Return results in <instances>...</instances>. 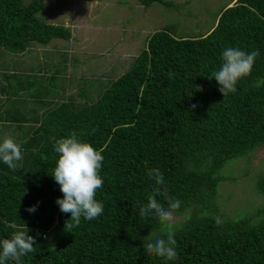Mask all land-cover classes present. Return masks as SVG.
Masks as SVG:
<instances>
[{
  "label": "trees",
  "instance_id": "1",
  "mask_svg": "<svg viewBox=\"0 0 264 264\" xmlns=\"http://www.w3.org/2000/svg\"><path fill=\"white\" fill-rule=\"evenodd\" d=\"M139 1L145 7L168 4ZM43 6V0H0V49L24 52L33 42L70 39L68 27L38 16ZM227 48L259 55L250 74L238 80L237 91L224 97L215 78L208 77L219 70ZM25 83L18 79L16 89L37 86L31 78ZM35 93L30 102L44 107V95ZM98 96L91 103L64 100L45 109L40 121L30 117L33 108L0 112V121L15 123L23 139L12 138L23 157L15 171L0 159V240L11 237L12 224L35 238L36 251L22 256L20 264H264V207L230 219L215 201L218 184L226 179L220 174L224 164L264 147V0L227 4L199 37L177 38L169 28L155 32ZM30 121L39 123L26 125ZM72 132L104 157L99 172L104 183L95 196L103 214L93 220L82 216L78 226L70 213L60 211L56 201L63 193L52 175L59 158L52 138ZM152 169L163 174L168 196L181 201L173 213L189 211L173 226L175 260L150 256L144 248L167 239L158 218L139 215L155 187L148 176ZM258 174L256 186L264 196V169ZM155 198L167 208L163 196ZM32 206L36 210L29 213ZM49 231L58 234L52 245L46 243Z\"/></svg>",
  "mask_w": 264,
  "mask_h": 264
},
{
  "label": "rangeland",
  "instance_id": "2",
  "mask_svg": "<svg viewBox=\"0 0 264 264\" xmlns=\"http://www.w3.org/2000/svg\"><path fill=\"white\" fill-rule=\"evenodd\" d=\"M43 1L38 16L47 23L68 27L71 38H55L47 44L33 42L24 52L0 49L2 114L6 108L17 105L38 108L37 112L42 109L43 113L48 107L54 108L72 98L74 102L91 103L112 80L130 67L155 32L169 28L177 38L204 35L232 0H164L167 5L153 2L148 7L139 0ZM30 78L36 81L35 89H16L18 79L25 83ZM36 89L39 95H44L47 103L44 107L29 101L32 99L30 94L37 95ZM29 115L34 117L36 113L31 111ZM39 121L26 125L36 127ZM6 131L12 138L19 135L10 127L1 125L0 136ZM22 140L20 136L19 141H15L20 143ZM262 169L264 147H259L248 159L237 157L224 164L220 174L226 179L219 182L215 199L224 217L251 216L264 207V196L256 186ZM172 214V226H175L186 219L189 211ZM47 235L48 245L58 238L54 231L47 232Z\"/></svg>",
  "mask_w": 264,
  "mask_h": 264
},
{
  "label": "clouds",
  "instance_id": "3",
  "mask_svg": "<svg viewBox=\"0 0 264 264\" xmlns=\"http://www.w3.org/2000/svg\"><path fill=\"white\" fill-rule=\"evenodd\" d=\"M258 55V50L246 53L238 48H227L222 52L223 63L219 70L213 71L208 78H215L220 85L219 91L224 97L235 93L238 80L250 74ZM168 78H174V73L169 72ZM196 90L202 91V87L196 86ZM192 107L195 108L196 105ZM52 139L55 151L59 154L52 175L63 193V198L56 201L60 211L70 213V220L75 226L79 225L82 216L86 220L98 218L104 211L103 203L95 199L97 190L104 183L99 175L104 160L103 155L90 143L78 140L75 132L67 138L53 137ZM0 159L13 171L19 167L16 162L23 159L20 146L8 135L0 142ZM148 176L155 181V187L153 194L148 197V203L141 206L139 215L141 218H158L162 224L166 225L167 239L157 238L154 242L144 244V248L150 256L175 260L177 242L174 238L172 213L180 208L181 201L168 196L167 188L164 187L163 174L159 169L150 170ZM157 195L167 200V208L157 201L155 198ZM26 210L32 213L36 208L32 206ZM214 219L217 225L222 223L219 217ZM74 225L69 224L68 227ZM11 227L15 229L11 237L0 240V264H6L9 260L20 264L22 256L36 251L35 238L28 234L27 228L26 230L18 229L15 224Z\"/></svg>",
  "mask_w": 264,
  "mask_h": 264
},
{
  "label": "crops",
  "instance_id": "4",
  "mask_svg": "<svg viewBox=\"0 0 264 264\" xmlns=\"http://www.w3.org/2000/svg\"><path fill=\"white\" fill-rule=\"evenodd\" d=\"M235 0H232L230 3H228L229 5H232L233 4V2H234ZM16 72V71H15ZM5 75V74H4ZM13 75V74H12ZM10 77H11V75H10ZM26 81V84H28V82L29 81H27V80H25ZM31 84V83H30ZM2 90H3V93H4V88H2ZM39 99H41V98H39ZM33 100H34V98H33ZM33 100H32V102H33ZM30 101V100H29ZM27 104V103H26ZM40 107H42L41 105H39ZM12 108H14L15 110H14V112H17V111H21V112H25L26 110H29L30 108H26V107H22V106H20V105H17V107H12ZM33 109H35V111H34V113H36V116L38 115V114H40L41 113V115H39V116H37V119L38 120H41V118H42V116H43V114H44V112L42 113V109H39L38 110V112H36V108L35 107H33ZM30 111V110H29ZM11 123H13L12 121H9V122H6V121H0V133H1V125H2V127L4 128V127H10L11 129H12V131L14 132V133H18L19 135L17 136V138H13V139H15L16 141H19V137H20V132L19 131H17V129L15 128V126L13 125V124H11ZM28 123H33L34 124V122L33 121H30V122H28ZM15 124V123H14ZM27 124V123H26ZM38 124H36V126H37ZM14 129H15V131H14ZM6 135H8V132H6ZM4 136H5V134H4ZM4 136H0V142H2V139H4L3 137ZM9 136V135H8ZM12 138V137H11Z\"/></svg>",
  "mask_w": 264,
  "mask_h": 264
}]
</instances>
